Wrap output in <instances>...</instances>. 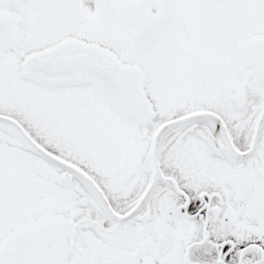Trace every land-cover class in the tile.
I'll return each mask as SVG.
<instances>
[{
	"label": "flooded vegetation",
	"instance_id": "1",
	"mask_svg": "<svg viewBox=\"0 0 264 264\" xmlns=\"http://www.w3.org/2000/svg\"><path fill=\"white\" fill-rule=\"evenodd\" d=\"M12 6L0 1V18L12 27L11 38L0 42V58L13 52L0 65V81L10 82L17 72L16 77L52 86L43 74L12 65L27 24L23 12ZM168 10L172 26L161 39L169 35L174 41L199 42L200 48L186 52L187 83L197 87L198 96L209 90L220 97L227 113L216 110L215 121L178 125L166 133L155 164L162 177L145 198L154 170L151 134L148 141H107L101 156H92L101 162V168L93 171L80 162V154L64 150L55 128L45 126L50 116L23 117L1 93L0 113L16 119L43 148L86 171L95 188L55 165L48 200L41 198L45 205L37 206L29 219L41 228L34 250L21 239L0 253V264H264V122L253 139L264 106V0H197L183 18L176 5L168 3L163 11ZM62 22V18H36V36H60ZM205 41L235 47L214 51L203 47ZM31 45L27 42L24 47L32 49ZM26 49L24 54L30 53ZM204 51L214 54L215 60L210 66V88L207 84L200 88ZM174 59L170 62L175 69L178 60ZM168 66L170 78L172 66ZM71 79L67 85L87 87L92 74L80 69L71 73ZM34 117H40L41 126H36ZM135 118L143 120V116ZM152 126L150 132L156 128ZM0 127L15 130L2 122ZM20 142V149L34 157L18 153L24 160L51 164L22 138ZM99 196L106 201L104 206ZM18 199L21 196L13 192L2 195L7 213L0 218V227L13 222L8 210L19 206L13 204ZM132 210L131 216L119 217Z\"/></svg>",
	"mask_w": 264,
	"mask_h": 264
},
{
	"label": "rangeland",
	"instance_id": "2",
	"mask_svg": "<svg viewBox=\"0 0 264 264\" xmlns=\"http://www.w3.org/2000/svg\"><path fill=\"white\" fill-rule=\"evenodd\" d=\"M0 1L7 2V0ZM53 1L54 3L51 4ZM63 1L66 3L65 0H26L22 5L15 6L17 10L23 12V16H26L27 24H24L23 39L18 40L15 47L12 65H18V52L25 49L27 42L34 45H31L32 49H26V52L41 49L53 50L64 40L63 35L77 39H82L81 36H84L86 42L110 50L122 66H128L138 73L139 82H141L140 92L150 108L148 111L145 106L139 113L140 116L152 117L141 124L94 76L87 87L84 85L50 87L16 77L18 75L16 72L10 82L0 81V94L5 93L7 95L5 102L12 104V109L18 111L23 117L50 116L45 118L48 120H45V126L55 128L54 133L59 135L60 141L66 145L64 150L80 154L82 156L80 162L88 169L91 168L94 171V169L101 168V162L92 160V156L100 157L101 146L107 141H148L152 125L167 116L197 108L217 110L221 114L227 113L225 103L221 104L220 97H216L213 92L210 93L208 90L206 96L202 97L197 95L198 90L195 85H185L189 64L186 60V52L191 47L184 49V46L187 47L188 41L180 43V40H171L170 36L166 35L148 52L143 54L135 52L132 45L134 30L141 26L146 16L160 13L163 0H106V2L105 0H80V18L77 15L78 21L67 26L70 32L61 34L60 38L43 34L37 37L35 19L39 17L56 19L54 6H57L56 2ZM193 1L177 0V8L182 18L193 5ZM102 2L108 5L106 11L103 12L100 10ZM75 4L74 2L73 5ZM134 4H142L145 13L141 12L134 16V12L129 9ZM43 41L46 43L45 47H41ZM221 44L223 43L215 42L206 45L205 41L204 47L219 51L224 48L220 46ZM194 46L200 48L199 44ZM204 52L207 54L205 58L200 57V66L203 69L200 88L205 84L210 88V85H213L211 80L213 72L210 66L215 60H213L214 54L212 56V53ZM12 53L1 57L0 65H4ZM173 56L175 61L178 60V69H173L170 77L172 79H170L164 72L166 71L164 68L165 64L172 66L173 62H170V58ZM34 118L37 120L36 126H41L38 123L40 117ZM85 126L91 128L86 129ZM2 136L11 139L13 135L10 131L0 128V137ZM13 141L15 142V139ZM18 156H15L13 147L0 144V200L7 191L10 194L13 192V196H21V200L18 199L19 202L15 200L13 203L19 206L8 210V212L12 211L9 212V216H13V222L9 223L7 228L0 227V253L9 250V247L11 248L21 239L28 240L32 244L30 249L34 250L41 228L38 222L32 223L29 219L32 218V211L37 206L39 208L45 205L41 203L42 201L48 200L46 195L52 189L50 182H54L51 176L54 178L57 172V169L48 163L27 160L23 162ZM49 177L51 180H48ZM41 198L45 199L40 201ZM5 206L6 204L2 206L0 202V218H5L7 213L4 211ZM30 249L28 248L29 251Z\"/></svg>",
	"mask_w": 264,
	"mask_h": 264
},
{
	"label": "water",
	"instance_id": "3",
	"mask_svg": "<svg viewBox=\"0 0 264 264\" xmlns=\"http://www.w3.org/2000/svg\"><path fill=\"white\" fill-rule=\"evenodd\" d=\"M15 4L21 3L23 0H12ZM171 19L168 14H159L153 18L148 19L144 25L136 30L133 43L136 50L140 53L149 49L153 43L156 41L163 29L170 26ZM11 35V28L9 25L2 20H0V40H7ZM117 59L111 58L106 59L104 53L98 49H82L77 50L68 54H52L51 55H28L24 56L20 65L24 69H31L40 73H43L47 79L53 84H63L70 79V73L78 68H84L91 71L97 78L102 80L108 88L113 91L117 97L132 106L140 109L142 108V102L136 88L130 83L129 79L132 77L131 74L127 73L124 77L117 70ZM215 115L211 111L207 110H195L180 117L170 119L166 122L158 125L153 138H152V153L153 157L157 158V153L159 150L160 142L163 135L168 132V130L175 125L193 122L198 119H213ZM0 120L7 122L15 127L23 138L28 141L38 152L42 155L48 157L52 161L65 167L81 179L88 187L93 186V181L90 177L82 170L78 169L73 164L63 161L60 158H56L55 155L42 149L38 144H36L29 135L26 133L25 129L16 122L14 119L8 116L0 115ZM159 172L155 169L153 171L152 179L147 189V193L151 191L156 180L159 178ZM100 198V203L105 204L103 199ZM130 214V213H129ZM128 214V216H129ZM126 216V215H125ZM123 216V217H125ZM24 242H20V246H23Z\"/></svg>",
	"mask_w": 264,
	"mask_h": 264
},
{
	"label": "trees",
	"instance_id": "4",
	"mask_svg": "<svg viewBox=\"0 0 264 264\" xmlns=\"http://www.w3.org/2000/svg\"><path fill=\"white\" fill-rule=\"evenodd\" d=\"M136 8H138V7H136Z\"/></svg>",
	"mask_w": 264,
	"mask_h": 264
}]
</instances>
